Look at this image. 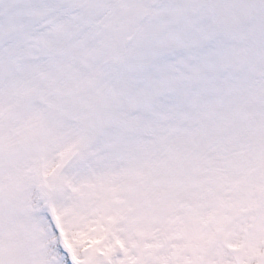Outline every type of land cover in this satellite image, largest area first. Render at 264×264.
Wrapping results in <instances>:
<instances>
[{"label": "snow or ice", "instance_id": "obj_1", "mask_svg": "<svg viewBox=\"0 0 264 264\" xmlns=\"http://www.w3.org/2000/svg\"><path fill=\"white\" fill-rule=\"evenodd\" d=\"M0 264H264V0H0Z\"/></svg>", "mask_w": 264, "mask_h": 264}]
</instances>
